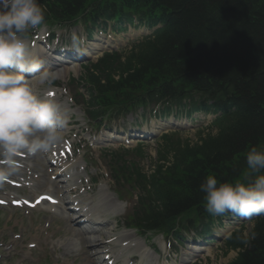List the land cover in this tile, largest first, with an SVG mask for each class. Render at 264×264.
<instances>
[{"label":"trees","instance_id":"16d2710c","mask_svg":"<svg viewBox=\"0 0 264 264\" xmlns=\"http://www.w3.org/2000/svg\"><path fill=\"white\" fill-rule=\"evenodd\" d=\"M89 1L39 0L46 17L55 15L66 20L81 13ZM126 1L131 10L143 12L141 21H152L146 12H155L154 8L144 12L143 0ZM155 1L162 6L159 10L163 12L166 31L158 41L141 45L139 53H131L119 66L116 56H106L94 66L91 82L99 84L101 78L119 71L121 94L139 93L150 102L166 98L181 103L197 96L206 99L220 96L229 87L245 114L244 125L236 130L235 125H222L201 145L171 144L161 154L171 164L166 174L159 166L153 177L159 183L155 198L167 201L168 212L173 213L199 201L204 195L199 185L206 176L232 182L230 167L234 158L264 138V0ZM261 225L256 226L252 248L243 255V264H264ZM240 237L237 234L234 239Z\"/></svg>","mask_w":264,"mask_h":264},{"label":"clouds","instance_id":"9594fccd","mask_svg":"<svg viewBox=\"0 0 264 264\" xmlns=\"http://www.w3.org/2000/svg\"><path fill=\"white\" fill-rule=\"evenodd\" d=\"M39 0H0V181L18 172V157L48 153L64 141L70 114L47 93L38 94L30 81L50 88L56 74L29 53L25 37L45 23ZM79 47L83 41L73 36ZM249 183L219 182L208 175L199 185L205 211L212 217L231 214L245 219L264 216V151L246 155Z\"/></svg>","mask_w":264,"mask_h":264},{"label":"rangeland","instance_id":"374dc122","mask_svg":"<svg viewBox=\"0 0 264 264\" xmlns=\"http://www.w3.org/2000/svg\"><path fill=\"white\" fill-rule=\"evenodd\" d=\"M43 30L44 28L40 29V31H43ZM32 32H34V29L32 30ZM126 46H127V42H125L124 47L122 48L126 49L127 48ZM93 61H95V59H93ZM70 69L72 70V72L69 71L71 73L70 76H74V77L80 76L82 68L81 69L70 68ZM61 88H65V84L62 82L60 83V90L63 91V89ZM67 88L70 90L71 93L75 91L74 87L71 84H69ZM196 133L197 132L195 130L184 132L182 133V137L184 139H188L189 141H192L195 139ZM146 152L148 154V158L143 163V167L146 171L149 172L150 170L153 169L154 162L157 158V155H156L157 143H154V142L149 143L146 146ZM95 159H97V156H95ZM94 172L96 171L92 169L91 167L87 171L88 174H92ZM84 178H86L85 173H84ZM97 188L98 189L102 188L101 190L105 192V199L108 203L110 202V200H115V197L112 196L111 193L109 192L106 183L101 184ZM55 213L56 215L53 216L54 217L53 219L61 218L63 216L62 210H57ZM13 215H14V212L8 209H0V241H1V234L5 231L7 232L6 234L8 238L14 239L15 235H20L21 238L23 237L26 238L28 242H31L33 240L36 232L43 231L45 232L46 241H47L46 239V234H47V236L50 238V242L54 243L56 241L55 245L59 243L61 246H67L66 248L68 252L66 253V256H65L67 260L66 264L85 263L86 255L79 252V246L77 245L78 243L73 240L72 235H69L64 238H60L58 236L60 234L59 225H54V224L58 223L59 219L57 220V222L53 223L50 220V217L52 216H47L46 218H45V214H43L42 216H37L36 214H34L35 216H33L32 214L28 215L25 211H19L16 216H13ZM61 232H62L61 235H64L63 231ZM57 237H59L60 239H58ZM51 239L53 240L51 241ZM5 249H8V248H5ZM14 255H17V257L13 256L7 264H15L17 262L25 263L24 262L25 257H23V254L20 256L19 250L15 251ZM55 257L57 258V261L49 263V264H64L65 259L62 257L60 252L55 251ZM224 258L226 257L223 256V253L222 252L220 253L218 250H216L213 253H211L206 258L205 261H203V264H228L230 260L224 259ZM28 264H37V263L29 262Z\"/></svg>","mask_w":264,"mask_h":264},{"label":"bare ground","instance_id":"6f19581e","mask_svg":"<svg viewBox=\"0 0 264 264\" xmlns=\"http://www.w3.org/2000/svg\"><path fill=\"white\" fill-rule=\"evenodd\" d=\"M65 210H66V208H65ZM82 211H86V209H81ZM67 211V213H68V215H69V217H70V221H72V222H76L78 219L76 218V217H78V214L76 213V212H74V214H72L70 211L68 212V210H66ZM71 213V214H70ZM81 214H85V213H81ZM101 214V216H102V220H107L108 219V217H107V215L105 214V213H100ZM74 216V218H72L71 216ZM82 215V216H83ZM90 215V214H89ZM82 216H79V217H82ZM89 217H92V216H89ZM100 224H102V221H101V223ZM65 230H66V234H68V233H72V237L73 238H75L76 240H78V241H80V245L82 246V247H99V248H104V246L103 245H106L107 244V242L109 241V237L111 236V233H112V231H108V233L107 234H105V233H102L101 231H100V229H99V227H97L96 229H88V230H85V232H87V235L86 236H80V240L78 239V232L76 231V230H74V229H72L71 227H69V224L68 223H66V225H65ZM64 233V234H65ZM109 236V237H108ZM108 237V238H107ZM124 239H126L125 240V242H128V241H130V238H128V237H124ZM106 241V242H105ZM97 245H99V246H97ZM143 246L144 247H146V245H144L143 244ZM142 246V247H143ZM147 248V247H146ZM200 251H202L201 249H199ZM149 251V250H148ZM247 251H244V253L243 254H245ZM151 258H153L152 256H151ZM154 259V258H153ZM145 260V259H144ZM165 260H166V257H165ZM91 263V259H90V261H89V264ZM92 264H94L93 262H92Z\"/></svg>","mask_w":264,"mask_h":264}]
</instances>
